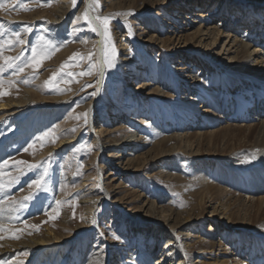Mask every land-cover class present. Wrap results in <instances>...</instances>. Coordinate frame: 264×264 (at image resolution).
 <instances>
[{"label":"bare ground","instance_id":"6f19581e","mask_svg":"<svg viewBox=\"0 0 264 264\" xmlns=\"http://www.w3.org/2000/svg\"><path fill=\"white\" fill-rule=\"evenodd\" d=\"M122 1L118 4H122ZM127 1L133 2L132 0ZM199 1L202 4H200L202 9L205 10L187 12L183 11L186 6L182 9L179 5L169 6L171 12L168 15L174 17L172 20H175L172 21L173 23L169 21L172 26L178 29L183 28L181 22H178L182 18L190 20V22H188L187 28L183 30L185 32H182L178 37V43L176 41L173 47H167L171 48L173 54L177 50L186 52L180 54L194 55L202 62L209 59L208 65H212L216 70L212 74V83L208 84L209 82L204 81L196 74L182 73L187 70V65L170 66L169 69L172 71L166 70L165 73L157 76L158 78L154 83L146 81L140 84L135 91L140 102L138 106L129 108L136 113L128 118L129 123L134 126L122 137L118 136L115 139L109 137L113 131L97 128L98 120L94 121L92 116L90 125L94 132V140L98 144L94 163L97 162L96 159L99 160L108 152L116 151L109 154L108 163L111 171H109L108 176L103 177L102 169H105L104 167L102 169L101 166L96 168L97 183L103 194L83 200L82 223L73 225L70 215L68 213L64 215L59 224L68 231L67 233H64L62 229L56 230L53 228L54 225L48 224L47 230L49 232L47 234L41 232L31 238H12L15 235H12L11 230L16 227L7 224L14 218L15 214H12L0 203V229H3L1 231L3 234H0V256L9 255V264H79L81 256L85 252L84 245L81 243L84 236L79 237L81 249L79 251L74 250V253L71 254L73 257L65 254L64 242L72 239L76 234L81 235L83 233L82 235H84L85 231H89L97 224L99 217L97 211L104 199L114 204L118 213L128 216L126 229L129 230V235L121 243L119 242L120 245L112 243L109 246L107 256H103V254L101 256L104 261L101 264H106L111 257L116 258L115 264H123V259L132 263L137 261V255L142 256L146 264H264V0H221V5L213 12L206 8L210 7L211 0ZM135 5L136 3L129 4V6L127 4L125 9H120V11L127 12V16L136 13L143 15L147 24L159 26V23H154L148 17L149 12L152 13L153 9L140 8L135 12L130 11V7ZM92 6H96L94 0L85 1L90 19H93V24L98 28V35L92 41L95 45V58L101 65V73L97 76L96 86V89L101 91L106 69L105 35L102 34L103 25L94 20L96 16L92 12ZM72 8L71 0H56L54 8L50 9V12L41 10L42 13L40 14H37V11V13L34 12V14H29L26 17L38 19L41 16H46L49 19V28L53 26L52 28L55 29L58 24L54 25V22H64L72 13ZM234 12L239 13L236 24L230 22ZM35 14L36 16H34ZM216 15H221L223 21L210 22ZM79 19L80 14L76 16L73 25L80 27L82 24H79ZM223 26H226L227 30L222 28ZM152 37L148 42L153 40ZM207 37L213 41L206 43ZM182 39L186 41L183 46L181 45ZM76 41L77 44L75 45L64 43L63 50L56 53L55 57L48 61L50 64L47 66L58 67L61 60L66 58L74 47L78 45L87 46L83 39ZM220 42H223L222 47L220 50H216ZM190 43L191 46L187 47ZM124 45L126 46V44ZM125 46L123 51L128 49ZM119 62L124 66L119 71L117 70L118 74H116L120 76H118L119 79H126L124 77L126 75L133 78V72L139 74V71H145L140 65H135L132 62L128 51L124 53ZM202 66L204 65L202 64ZM124 70L127 74L124 73ZM186 72H191V69ZM43 78L44 75L38 77L37 83L39 85L26 88L25 91H22V96L0 100V110L6 109L0 113V120L13 115L15 116L13 123L15 126H20L23 125L20 114L23 109L21 108L30 107V110L34 109L36 102H57L60 105L67 100L70 101L73 97L70 94L65 95L62 99H58L57 96H45L43 84L40 85ZM177 78L182 79V88L179 91H182L183 95L179 98L171 94V92L177 91V84H174V82L178 83L179 79L176 81ZM92 80L93 78L88 79V81ZM156 96L167 101H164L163 104L167 103L170 107L175 108L177 113H181L178 114L181 117V122L175 124L176 121L172 120L167 113L162 119L156 114L158 110L153 101ZM145 97H148L147 100ZM94 99L95 97L87 103L89 108H91ZM137 112H140L139 114L144 112V117L139 118ZM147 113H149L150 121L156 123L161 131L171 135H165L151 145V140L145 134L148 122L145 119ZM105 117L111 121L110 118H115L116 115L110 114L105 115ZM125 117L126 114H123L122 119ZM253 120H258V122L253 123ZM26 123L27 129L29 126ZM119 125L117 129L127 127L123 122ZM186 127L188 128L187 131L185 130ZM40 128L41 124L33 127V132ZM235 131H238V134H235ZM77 136L78 133L61 137L57 145L40 151L38 158H45L54 150L64 148L67 143L76 141ZM3 139L0 141V160L7 158L9 154L6 151L7 146L16 142V137L12 135ZM143 148H146L144 153L138 154L136 152ZM244 148L250 149L255 154L260 167H257L254 175L250 177L252 181L246 182V185L243 184V194H239L230 189L233 184L228 182L225 176L222 177L219 170L210 171L208 164L214 160L235 161V157ZM176 153L184 154L198 163V167L196 166L198 172L196 171L197 174L193 175L195 178L184 181V178L181 177L182 180L180 181L181 178L178 175H171L163 170L161 163L170 162V157ZM152 166H155L156 169L151 172L150 176L160 175L167 180L177 179L180 183L188 182V184L197 187L191 193L192 198L189 205L187 204L183 208L159 205L154 199H144V194L136 189L127 190L128 193L122 198L132 195L143 200V205L139 209L140 211L143 210L142 212L138 210L129 213L125 211V207L122 205L124 202L122 198L113 200L120 191L111 190L106 185L107 183L105 184V180L116 179L115 174L124 177L139 170L151 169ZM71 177L74 178L75 176L71 175ZM88 180L86 179L82 183L80 189L91 184ZM229 186L231 187L229 188ZM86 203H88L87 206ZM210 208L211 215L207 218V212ZM120 218L123 219V216ZM227 229L240 234V236L236 234L235 239L228 246L221 240V234ZM153 238L155 239L154 242ZM164 241L165 246L163 245ZM236 242L239 251L233 247ZM149 244H154V248L147 251ZM56 246L59 248L55 255L48 256L49 258L45 260L36 258L38 254L39 257L42 255L44 258L46 254L50 253L49 250ZM103 250L106 251V249Z\"/></svg>","mask_w":264,"mask_h":264},{"label":"rangeland","instance_id":"374dc122","mask_svg":"<svg viewBox=\"0 0 264 264\" xmlns=\"http://www.w3.org/2000/svg\"><path fill=\"white\" fill-rule=\"evenodd\" d=\"M71 1L73 3V0ZM85 1L76 0L73 3L72 13L69 14L64 22H54V25H58L53 29V26L49 28V19L46 16H41L38 19L26 16L34 14V12L37 13V11V14L42 13V11L50 12V9L54 8L56 0H0V42L11 41V43H4L3 48L0 49V83L3 85L0 87V92L7 93L6 95H0V100L22 96V91H25L26 88L39 85L37 79L43 75L44 78L40 85L43 84L45 96H57L58 99H62V97L69 94L71 97L73 96L70 101L67 100V102H63L64 104L60 105L57 102H36L33 107L34 109L30 110V107L21 108L23 109V112L20 113L23 125L21 124L20 126H15L13 123L15 117L13 115L0 120V141L10 135L16 137V142L11 146L8 145L6 148V151L9 152L7 158L0 160V183L3 184V187L0 188V203L12 214H15L14 218L8 221L7 225L11 224L16 227L11 230V233L19 238H31L41 232L47 234L49 232L47 230L48 224L54 225L53 228L56 230L62 229L64 233H67L68 231L64 230V227L59 224L64 215L66 213L70 215L73 225L82 223L83 200L103 194L102 189L97 183L96 168L101 166L102 169L104 167L105 169H102L103 177L108 176L109 171H111L108 163L109 154L116 151L108 152L102 158H99V160L96 159L97 162L94 163V155L98 144L94 140V132L90 125L92 116L94 121L98 120L96 124L97 128L113 131L109 135L111 139H115L118 136L122 137L134 126L132 123H129L128 118L136 113L129 110V108L138 106L140 102L135 92L140 84L146 81L154 83L158 78L157 76L165 73L166 70H171L169 69L170 66L187 65V70L191 69V72H186V70L182 73L196 74L204 81L209 82L208 84L212 83V74L216 71L212 65H208L209 59L202 62L194 55L180 54L186 52L177 50L173 54L172 50H170L171 48L167 47H173L176 41L178 43V37H180L182 32H185L183 30L187 28L188 22H190V20L182 18L178 22H181L180 24L183 28L178 29L172 26L169 21L175 20H172L174 17L168 15L171 12V7L169 6L179 5L181 9L186 6L188 9L186 10V7H184L183 11L187 12L205 10L202 9V4L199 0H132L133 2L131 3L127 0H110V3L108 0H94L96 4V6H92L94 15L109 17L108 30L111 43H108V39L105 36L104 53L105 60L106 58H110L115 64V67H109L106 63L103 85L101 91L97 90V76L101 73V65L95 58V45L92 39L95 40L98 33L92 30L95 27L93 23L89 24L88 21L83 19V14L87 10ZM120 1H122V4H118ZM211 2L210 7L206 8L212 10V12L218 9L222 3L221 0H211ZM133 3H136L134 7H130V11L133 12L140 10V8H145L146 10L153 9L152 13L149 12L148 17L154 23H159V26L147 24L143 15L136 13L127 16V12L120 11V9H125L127 4L129 6V4L132 5ZM25 8L30 10L26 11L24 10ZM24 14L25 16H22ZM78 14H80L79 24H82L80 27L73 25ZM238 14V12H234L230 20L231 23L236 24ZM181 16L184 17V15ZM214 17L210 22L223 21L221 15ZM218 22L217 24H219ZM222 28L227 30L226 26ZM187 30L186 32H188ZM15 34H19L20 40L23 41L22 44L16 40ZM41 37L44 39L41 40ZM150 37L153 40L148 42ZM82 39L86 41V47L83 45L74 47L73 51L61 60L58 67L47 66L50 64L48 61L52 60L56 53L63 50L64 43L66 45H75L77 44L76 40ZM212 41L213 39L207 37L206 43ZM48 42L55 45L59 50L49 49ZM185 42L182 39L181 45L183 46ZM222 43L220 42L217 45L216 50L221 49ZM124 46L128 47L127 51L132 62L135 65H140L145 71H139V74L138 72H133V78L126 75L124 76L126 79H119L120 76H117L118 71L120 68H124L119 61L124 53L127 52L123 51ZM190 46L191 43L187 45V47ZM33 48H36L37 53L44 54L38 56L40 66L36 69L31 66L24 67L25 63L32 58ZM113 48L115 50L114 56L112 55ZM45 55L50 56V58H44ZM4 57L18 59L15 60L14 66L9 67ZM187 61L188 63L185 64ZM93 64L97 67L92 71V74L82 75V73H87ZM20 67H24V71L18 72ZM131 70H134V68H131ZM54 73L55 76L53 75ZM124 73L127 74L125 70ZM50 78L53 80V86L46 84V81ZM89 78H93V80L88 81ZM172 79L174 80V78ZM181 83L182 79H179L178 83L174 82L175 85L177 84V91L173 92L179 93L178 96L176 93L171 92L177 98L183 95L182 91H179L182 88ZM94 97V102L91 108H89L87 103L92 101ZM146 98L148 97H145V100H147ZM153 101L158 110L156 114L161 119L167 113L172 120L176 121L175 124L181 122V117L178 115L181 113H177L175 108L170 107L169 104H163L165 100L163 101V99L156 96L153 98ZM4 111H6L5 108L1 109L0 113ZM85 113L87 114L86 116L84 115ZM139 113L137 112L139 118H143L144 112L141 113L142 116ZM149 113L145 117L150 122L146 124L147 132L145 134L147 136L143 134L151 140L150 143L152 145L165 135L171 134L165 133L163 130L161 131L156 123L150 121ZM110 114H114L116 117L110 118L111 121H108L105 115ZM123 114H126V117L122 119ZM121 122L127 126L125 129H117ZM252 122H258V120H253ZM25 123L29 128L26 129ZM38 123L41 124V128L33 132V127L39 125ZM185 130L187 131L188 128L186 127ZM237 132L235 131V134H238ZM44 133H51V135L41 140L40 138ZM75 133H78L76 141L67 143L62 149L54 150L45 158H38L40 151L57 145L61 137H68ZM53 139H55L54 143L52 142ZM145 151L146 148H143L136 152L139 154ZM254 155L250 149L244 148L235 157V161H228L227 159V162L226 160H214L208 165L210 166V171L216 172L219 170L222 177L225 176V179L233 184L232 187L229 186L232 191L243 194L245 183L252 181L250 177L254 175L255 169L260 167L258 159ZM253 156L255 157L254 159L252 158ZM170 158V162L164 161L161 163L162 165L160 164L163 170H166V173L178 175V177L184 178V181L195 178L193 175L197 174L196 166L198 163H195L192 158L179 153L174 154ZM29 165H38V167L29 168ZM155 166L147 169L148 171L139 170L124 177L115 174L116 179L109 178L105 180V184L107 183L106 185L111 190L120 191L118 195L114 198L112 197L113 200L121 199L128 193L127 190L136 189L144 194V199H154L159 205L174 206L173 208H183L187 204L189 205L192 198L191 193L197 187L188 184V182L180 183L182 178L178 181L177 179L167 180L160 175L150 176L151 172L155 171ZM45 169H47V177L44 182L45 189L38 191L35 187H30L29 185L32 181L38 179ZM71 175L75 177L70 178ZM86 179H89L88 181L91 184L84 189H80ZM27 197L31 198L26 199ZM122 200L124 201L122 205L125 207V211L129 213L137 212L143 205V200L132 195L124 199L122 198ZM57 201L60 202L59 205ZM142 211L139 210V212ZM97 212L99 217L95 226L89 231H85L84 235H82L83 233L81 235L76 234L72 239L64 242L66 248L65 254L67 253L69 257L74 253V250L79 251L81 249V243L84 245L85 252H83L84 254L81 256V263L79 262V264L104 263L101 256L102 254L103 256H107L109 246L112 243L120 245L121 241L129 235V230L126 229V225L128 226V223H126L128 216L118 213L116 206L110 201L104 199L99 205ZM209 215H211V208L207 212V218ZM120 216H123V219ZM229 231V229L224 230L223 234H221V240L227 246L235 239L236 234H239L238 232L233 233ZM0 234H3V232L0 231ZM114 235L119 236L120 239H114ZM49 236L51 235L49 234ZM80 236H84V240L81 243L78 241ZM154 240L153 238V242ZM163 245L165 246V241ZM233 247L237 250L239 249L237 242ZM58 248L56 246L50 249V253L46 254L44 258L42 255L39 257V254L36 258L45 260L51 255H55ZM153 248L154 244H149L147 251ZM103 249H106V251ZM8 258L9 255H1L0 264H9ZM136 258L137 261L132 263L123 259V264H146L142 256L137 255ZM115 262L116 258L111 257L106 264H115Z\"/></svg>","mask_w":264,"mask_h":264},{"label":"snow or ice","instance_id":"6c2138e0","mask_svg":"<svg viewBox=\"0 0 264 264\" xmlns=\"http://www.w3.org/2000/svg\"><path fill=\"white\" fill-rule=\"evenodd\" d=\"M75 2H76V0H73V3H75ZM24 10L27 11V10H30V9L25 8ZM118 15H121V14H118ZM83 19L86 20V21H88L89 24H92L93 23V19H90V17H89V11L88 10H86L84 12ZM94 20L95 21H99L103 25V32H102V34L107 37L108 43H111V37H110L109 30H108L109 17L96 16V17H94ZM92 30L93 31H97L98 28L97 27H94ZM15 38H16V40L19 43H21V44L23 43V41L20 40V38H19V34H15ZM43 39L44 38L41 37V40H43ZM4 43H11V41L0 42V49L3 48ZM48 47H49V49H55L56 51L59 50L55 45H52L50 42H48ZM41 55H44V54L43 53H37L36 48H33L32 49V58L25 63L24 67L31 66L34 69L38 68L40 66L39 60H38V56H41ZM112 55L113 56L115 55L114 48H113ZM44 58H50V56H46L45 55ZM4 59H5L6 63L8 64V66L9 67H12V66H14L15 60L18 59V58L4 57ZM105 63H107L109 67H115V64H114L113 60L110 59V58H106ZM24 67H20L18 69V72L24 71ZM96 67L97 66L95 64L91 65L89 71L87 73H82V75H85V74L86 75H90V74H92V71ZM62 68H63V66H62ZM53 75L55 76V73ZM46 84L48 86H53V80H52V78H50L48 81H46ZM2 86H3L2 83H0V87H2ZM6 94L7 93L0 92V95H6ZM93 95H95V93H93ZM84 115L86 116L87 114L85 113ZM50 135H51V133H44V135L40 139L43 140L45 137H48ZM52 142L54 143L55 142V139H53ZM252 158L254 159L255 157L253 156ZM21 163H23V162H21ZM35 167H38V165H29V168H35ZM46 177H47V169L44 170V172L39 176L38 179L33 180L32 183L29 186L30 187H35L36 190H38V191L44 190L45 189V183L44 182L46 180ZM2 187H3V184L0 183V188H2ZM30 198L31 197H27L26 199H30ZM57 204L59 205L60 202L57 201ZM93 223H95V221H93ZM33 227H36V226H33ZM0 231H3V229H0ZM12 238L18 239L19 237L18 236H13ZM113 238L114 239H117V240L120 239V237L119 236H116V235H114Z\"/></svg>","mask_w":264,"mask_h":264}]
</instances>
